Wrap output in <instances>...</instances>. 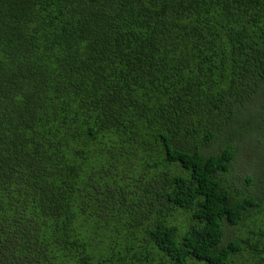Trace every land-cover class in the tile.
<instances>
[{
	"label": "trees",
	"instance_id": "1",
	"mask_svg": "<svg viewBox=\"0 0 264 264\" xmlns=\"http://www.w3.org/2000/svg\"><path fill=\"white\" fill-rule=\"evenodd\" d=\"M249 140L264 0H0V264H264Z\"/></svg>",
	"mask_w": 264,
	"mask_h": 264
},
{
	"label": "rangeland",
	"instance_id": "2",
	"mask_svg": "<svg viewBox=\"0 0 264 264\" xmlns=\"http://www.w3.org/2000/svg\"><path fill=\"white\" fill-rule=\"evenodd\" d=\"M256 141V140H255ZM255 141L249 140L246 144V153H247V164L252 168L248 169L243 164V156L244 152L240 150L238 152V158L235 161L234 167H233V173L235 176H238L239 179L236 180L235 185L238 189L243 190L246 188L247 192H258V189L256 190V186L250 185L246 182L245 178L247 177H255L258 178V175H254L253 170H256L260 175L261 178H263L264 174V149L262 148V145H256ZM263 144V143H262ZM237 178V177H234ZM257 181V180H256ZM229 231V230H228ZM230 233V231H229Z\"/></svg>",
	"mask_w": 264,
	"mask_h": 264
}]
</instances>
